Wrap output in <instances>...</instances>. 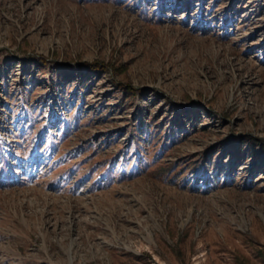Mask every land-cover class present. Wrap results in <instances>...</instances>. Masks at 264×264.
Masks as SVG:
<instances>
[{
    "label": "rangeland",
    "instance_id": "rangeland-1",
    "mask_svg": "<svg viewBox=\"0 0 264 264\" xmlns=\"http://www.w3.org/2000/svg\"><path fill=\"white\" fill-rule=\"evenodd\" d=\"M0 264H264V0H0Z\"/></svg>",
    "mask_w": 264,
    "mask_h": 264
},
{
    "label": "trees",
    "instance_id": "trees-1",
    "mask_svg": "<svg viewBox=\"0 0 264 264\" xmlns=\"http://www.w3.org/2000/svg\"><path fill=\"white\" fill-rule=\"evenodd\" d=\"M84 65H86L89 68V70H93V71H95V70L106 71L108 69H111L112 71L116 70L114 67L112 68L110 65L103 64V63H100V62H92V63L84 62ZM121 87H123L126 90L137 91L136 88H134V87H132L130 85H121Z\"/></svg>",
    "mask_w": 264,
    "mask_h": 264
}]
</instances>
